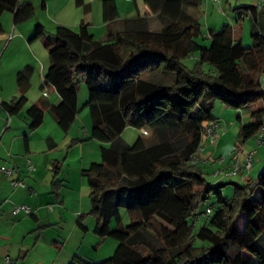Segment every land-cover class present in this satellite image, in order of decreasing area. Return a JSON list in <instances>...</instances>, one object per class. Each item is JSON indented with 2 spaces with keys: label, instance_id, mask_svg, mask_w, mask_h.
I'll use <instances>...</instances> for the list:
<instances>
[{
  "label": "trees",
  "instance_id": "1",
  "mask_svg": "<svg viewBox=\"0 0 264 264\" xmlns=\"http://www.w3.org/2000/svg\"><path fill=\"white\" fill-rule=\"evenodd\" d=\"M202 2L165 0L156 19H122L115 0H102V21L109 27L106 38L96 40L89 23L76 33L61 25L55 42L46 44L50 66L41 90L45 95L52 86L61 103L31 106L27 127H41L48 110L68 132L80 112L79 80L86 85L90 140L103 144L101 162L82 171L90 190V215L96 221L94 234L120 243L111 258L100 263L77 259L79 264H264V171L245 183H212L207 175L216 177L221 171L206 169L210 159L203 163L206 146L213 144L208 128L214 140L221 129L212 115L214 102L247 110L251 123L239 136L244 145L256 137L264 147V56L248 57L242 42L223 45L212 34L209 48L190 37L192 29L201 27ZM76 4L90 13L85 0ZM256 8L243 6L239 15ZM5 12L13 14L17 26L34 16L35 7L0 0V33ZM223 30L230 34V26ZM44 35L38 25L34 41ZM196 55L197 62L189 68L186 61ZM33 74L31 65L17 73L20 97L3 103L8 114H18L27 103ZM128 127L142 134L134 145L122 139ZM241 151L231 153V165ZM221 156L213 157L210 166L226 163L228 157ZM254 157L250 169L245 168L246 159H239L242 172L232 175L231 170L229 175H241L242 181L253 170ZM59 169H54L55 191L61 187ZM226 187H231L230 195L224 193ZM121 210L129 215L126 225Z\"/></svg>",
  "mask_w": 264,
  "mask_h": 264
},
{
  "label": "crops",
  "instance_id": "2",
  "mask_svg": "<svg viewBox=\"0 0 264 264\" xmlns=\"http://www.w3.org/2000/svg\"><path fill=\"white\" fill-rule=\"evenodd\" d=\"M209 1L212 2L211 0ZM229 1L230 0H228V2ZM164 2L165 0H142L140 4L139 0H136L134 2V8L129 6L126 8L122 7V12L119 11V14L122 19L133 18L138 15L156 19ZM257 4H259V1H257ZM248 5L249 7L251 6L250 4ZM257 6L258 5L252 7L255 8ZM238 12L239 11L235 10V13ZM241 14L242 16L236 20V23L234 22V26L226 25L230 26V34L224 35L222 32L220 38L216 39L221 44L227 46H231L236 42H242L243 45V41H245L246 37L244 22L248 21L250 25L249 39H251L252 46L245 48L243 45V47L248 57L259 60L264 56V33H260V25L263 24L264 26V12L256 8V10L253 11H243ZM87 21H90V26L93 27L92 29L89 28V31L94 35L96 40H102L107 37L109 27L106 26L103 21L101 24H98V28L92 25L94 18L93 20L89 18ZM115 24L118 28L119 24ZM154 24H156V22H154ZM5 26L6 24H3L4 29ZM22 30L23 28H18L19 36L22 35ZM253 30H255V32ZM200 34L201 31L199 29H192L190 37L196 39ZM21 37L22 36L17 38L21 40ZM41 70L44 80L46 74L45 65H42ZM18 72L9 71L8 69L5 71L3 68L0 73V168L5 167L13 170V175L11 176L0 173V264H79L77 259H90L88 258L90 255L89 250L92 249L91 247H93V245H91L90 248L83 247L86 245L88 239L94 242L95 247L99 246V238L94 234L96 221L95 219H91L93 218L90 215L91 208L89 206H84L83 195L79 197L80 204L77 208L75 206L73 209L67 208L64 190L65 192L71 190L64 186L66 182L61 181V175H63L65 164H68L70 169L72 168L75 157L70 155L72 150H68L67 154H64V157L63 155L60 157H63L64 162L62 165L60 163L61 161L55 156V154L59 153L62 149V146L59 145L63 143V138L61 137V133L60 135L57 133V130L60 128L56 127L54 128L53 134H48L46 136L40 135V139H37L39 132H41L44 127H39L37 130L32 131L26 125V117H24L26 114H22L23 119L20 118L22 109L18 114H15L20 117L14 119L15 115L8 114L3 108L4 102H9L15 97H18V95L20 96L17 82L14 88L13 86L11 87L13 84V73L17 80ZM6 79L9 81L8 93L4 90ZM49 88L51 90L50 92ZM46 93L45 97L47 100H40L36 105L46 107L49 104L59 105L61 103L58 93L52 86H48ZM76 122L66 134L67 137H70L68 141L73 139V143H78L82 145V147H84L83 144L85 143H99L90 140L91 133L87 127L86 132L88 136H83L81 138L80 132H77L74 136L73 132ZM54 135L58 136L61 141L60 144L54 140ZM216 141L217 140L213 143ZM220 141L221 140L218 141V144L215 143L212 146L206 144L207 146L203 156L205 159H210L209 165L212 163L211 159H213V157L215 158L216 156L222 155L228 157L229 160L231 156V153H220L224 147L226 149V145L224 143L221 144ZM82 149H79V153H82ZM29 165L33 167L34 170H30ZM215 165L219 164L214 163L212 166L215 167ZM55 167L60 168L57 173V181L61 182V187L57 191H55L53 185L56 178ZM77 168L78 174L76 173V178L73 180L80 185V188L72 193H76L77 196H80L85 191L87 185H84V181L86 182V180L82 176V171L88 168L84 166V164L81 168ZM254 176L255 173L253 170L251 173H246L241 183L253 180L252 177ZM67 179V182L71 184L73 181L71 175H69ZM15 182L22 183L23 187H15ZM60 189H63L62 192ZM87 193L89 195L88 191ZM80 198L82 201H80ZM21 205L29 206L32 213L30 215L20 213L14 216V208ZM83 214L85 215L82 219L84 227L81 228L79 226V220L81 216H84ZM67 228H70V230ZM79 240L83 241L80 245H77L76 242ZM63 253L67 254L66 260L62 258Z\"/></svg>",
  "mask_w": 264,
  "mask_h": 264
},
{
  "label": "rangeland",
  "instance_id": "3",
  "mask_svg": "<svg viewBox=\"0 0 264 264\" xmlns=\"http://www.w3.org/2000/svg\"><path fill=\"white\" fill-rule=\"evenodd\" d=\"M102 0H85L86 5L90 6V13L86 11V6H78L76 4V0H21V3L29 2L32 3L35 7V13L34 16L25 21L20 23L19 25H14V16L13 14L9 12H5L2 15L1 18V24L3 27V24H6L5 29L3 27V32L0 33V73L2 72L3 68L5 71L7 69L9 71H15L18 72L25 68L27 65H31L34 67V74L31 79V87L30 90L27 93V103L24 105V107L21 110V117L20 116H14V119H18L17 117H20L23 119V115L26 114L27 110L40 102V100H47V98L44 95V91L41 90V86L43 84V72L41 73L42 65H45V72H48V68L50 66V60H49V50L47 49L48 43L55 42L54 34L56 32V29L58 26H67L69 27L73 32H79L80 28L83 23H90L89 18H94V21H92V25L98 28V24L102 23ZM136 0H115L118 9L120 12H122V7H132L134 8V2ZM212 1V0H211ZM254 1V2H253ZM221 0L219 3H212L209 0H203L201 9L198 12V15L200 16V23L201 27L199 30L201 31L200 36H198L195 40L203 47V48H209L211 45V39L210 35L213 34L215 38H220L221 33L224 31L223 27L226 25H232L236 23V20L239 19L240 15L239 12L235 13V10H240L242 6H256L257 1L259 0ZM142 0H139V3L141 4ZM210 2V3H209ZM244 2V3H243ZM45 3L47 6L44 8L42 5ZM220 5V6H219ZM231 6V8H230ZM88 7V6H87ZM244 11V10H242ZM201 12V13H200ZM124 15V14H123ZM128 16V15H125ZM242 16V14H241ZM245 19V18H244ZM235 22V23H234ZM245 41H243V45L245 48L251 47L252 42L251 39H249L250 36V25L248 21H245ZM38 25H41L44 28L45 35L43 38H39L34 41V36L36 34V27ZM23 28L22 30V36L21 40L17 37L19 36L18 28ZM93 27L90 26V29ZM158 24H155L153 26V29H157ZM5 32V33H4ZM215 32V33H214ZM211 33V34H210ZM15 35V37H14ZM207 36V37H203ZM14 37V38H13ZM33 40L32 42H30ZM198 55L194 56L190 60L186 61V65L189 68H193L194 64L197 62ZM17 70V71H16ZM1 75V74H0ZM1 81V77H0ZM17 80L15 79V75L13 73V80L11 87L16 85ZM264 84V80H263ZM0 90H1V83H0ZM5 92H9V81L8 79L5 80ZM49 88V92H50ZM85 96V98H84ZM18 97H20L18 95ZM17 98V97H15ZM88 101V88L86 85L79 80V115L76 122V125L74 126V136L77 134V132L81 133V138L83 136H88V133L86 132L89 128V132L91 133L92 130V120L90 117L89 109L85 108V104ZM212 108V115L214 118H216L220 125V130L218 131L216 137L217 141L215 143L218 144V141L221 140V144L224 143L226 145L225 147L220 151L222 154H230L236 152L237 148H240L242 151L240 153V160L241 163L243 162V159L245 160L246 157H248L251 153H254V168L253 172L255 173V176L252 177L254 180L259 176L260 173L264 171V147H259L258 140L256 137H252L251 139L247 140V142L243 143L242 136H239V131L243 126H247V124L251 123L250 114L247 110L242 111H236L234 109H230L224 104L220 102H214ZM23 114V115H22ZM26 115H24L25 117ZM237 116L242 117L241 121L237 120ZM13 119V120H14ZM26 120V119H25ZM82 120V121H81ZM243 121V122H242ZM26 122V121H25ZM15 125V122H14ZM27 125V124H26ZM9 126V125H7ZM41 127H44V129L39 132L38 138L40 139V135H48L53 134L54 128L59 127L57 122L55 121L54 117L49 111H45V118L44 123ZM71 129V128H70ZM58 135L61 133V137L63 138V143L60 144V139L57 135H54V140L58 142L62 146V149L59 153H56L55 156L60 163L63 165V157L64 154H67V151H71V156L75 157V161L73 160L74 165H72V168L70 169L68 164H65L63 168V175L61 178V181H65L66 185L64 186L71 190L66 191L64 190L66 202H67V208L73 209L75 206L78 207L79 203V197L83 195V202L84 206H89L91 208V201L90 196L88 195L87 191L90 194L89 187L86 185L87 182L84 181L85 191L80 196H77L76 193L73 194L72 192L79 189L80 185L78 183H75V175L78 174V168H81V166L84 164L88 169L91 167L94 163H100L101 162V145L100 143H85L82 145L78 143H73V139L68 141L70 137H67L68 132H64L61 129L57 130ZM141 132L132 128L128 127L124 133L122 134V139L129 145H134L138 138L141 136ZM73 136V137H74ZM77 138V137H74ZM213 140L212 142H214ZM213 143V144H215ZM206 144V143H205ZM211 144L210 146H212ZM80 145V146H79ZM100 146V147H99ZM216 146V145H215ZM214 147V146H213ZM83 148V149H82ZM79 149H82V153H79ZM81 154V155H80ZM206 154V153H205ZM204 154V155H205ZM63 155L62 158H60ZM205 159V158H204ZM79 160V161H77ZM207 159L204 160L203 163H205ZM233 159L227 160L226 163L222 164L220 161H217L219 165H215L213 168L214 173L217 171H221V174L216 177H212L210 174L207 175V180L212 183H240L241 182V175L238 176H230V172L232 170L231 162ZM235 161V159H234ZM233 161V163H234ZM240 162V161H239ZM232 163V164H233ZM34 166V165H33ZM77 166V167H76ZM76 167V169H75ZM207 167V165H206ZM212 167V165L208 166L206 169H209ZM87 169V170H88ZM75 170V171H74ZM86 170V169H85ZM209 172V171H208ZM71 175V179L73 180L71 184L67 182V177ZM69 187V188H68ZM64 189V188H63ZM63 189H60L62 192ZM224 193L227 195L231 194V187H226L224 189ZM73 194V196H72ZM61 199V196H60ZM80 201L81 198H80ZM213 200H210L208 204H211ZM60 202V200H59ZM85 212V211H84ZM121 214L123 217V223L126 225L130 222L129 215L127 214L126 210H121ZM94 219V218H91ZM113 226H115V221L112 223ZM245 227V220L240 223V231L243 233ZM70 230V228H67ZM83 240H79L76 242L77 245H80ZM119 241H117L113 237H108L105 240L98 239V247H95L94 242H91L89 239L86 241V245L83 247L92 249L89 250L90 255L88 258H90V261L92 260H98V261H92L94 263H100L108 258H111L115 252L116 249L119 246ZM67 254L63 253V260H66ZM18 260V259H16ZM20 261V260H19ZM22 263V262H21Z\"/></svg>",
  "mask_w": 264,
  "mask_h": 264
},
{
  "label": "built area",
  "instance_id": "4",
  "mask_svg": "<svg viewBox=\"0 0 264 264\" xmlns=\"http://www.w3.org/2000/svg\"><path fill=\"white\" fill-rule=\"evenodd\" d=\"M220 1L221 0H212L213 3H219ZM257 8L264 12V0H259V4H258ZM212 130H213L212 128H208V133H209V137L212 140H214L215 133ZM144 134H147V133L144 132ZM259 144L261 145L262 141L259 140ZM253 155H254V153H251L246 158V160H245V162H246L245 168L246 169H250V167L252 165ZM194 163H196V162H194ZM29 169L34 170V168L31 167L30 165H29ZM241 172H242V169H241V166L239 165V159H236V161L233 163V166H232V175H236V174L241 173ZM0 173H3L6 176H11V175H13V170L2 167V168H0ZM14 185H15V187H23L22 183L15 182ZM208 212H211V210H209ZM20 213H25L27 215H30L32 213V211H31V208L27 205H21V206L15 207L13 210V214L18 215ZM7 261H9V260H7Z\"/></svg>",
  "mask_w": 264,
  "mask_h": 264
}]
</instances>
